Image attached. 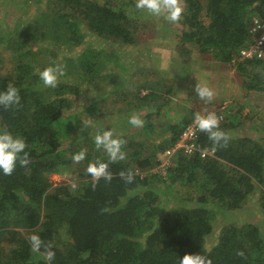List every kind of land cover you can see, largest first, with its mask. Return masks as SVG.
Masks as SVG:
<instances>
[{"label":"trees","instance_id":"trees-1","mask_svg":"<svg viewBox=\"0 0 264 264\" xmlns=\"http://www.w3.org/2000/svg\"><path fill=\"white\" fill-rule=\"evenodd\" d=\"M128 5L135 3L54 0L46 7L43 20L42 16L28 26L18 22L0 36V62L8 57L13 62L12 70L0 77V90L12 84L20 95L19 104L0 106V130L24 137L30 160L25 167L17 164L11 175L0 173V264H47L44 247L40 252L31 250L27 239L31 234L40 235L45 246L52 245L53 264H179L178 258L185 254L204 255L211 264H264V238L254 224L225 226L216 233L218 241L212 239L213 222L219 216L215 212L241 209L259 188L264 209V143L244 135L236 123L237 113L242 112L231 117L230 109L235 111L236 107H229V119L219 125L229 137L226 145L214 149L206 133L198 137V145L213 149L219 161L178 157L167 182L137 175L157 165L158 154L176 142L196 114L189 118L184 110L177 119L167 116L173 111L170 100L176 94V79L188 80L181 60L168 66L166 79L149 81L148 72L154 68H141L138 75L147 78L138 79L143 84L136 87L137 81L135 93L126 104L123 98L127 94L122 95L113 85L114 91L107 96L113 100L102 110L104 115H113L114 111L131 112L130 108H135L134 112L155 109L146 114L141 133L151 137L154 144L158 138L153 135H169L162 145L145 146L135 136L121 138L126 158L109 162L107 152L96 147L88 130L77 134L78 128L66 122L73 106L67 95L77 92L83 80L92 82L102 62L90 50L77 58L73 54L84 40L81 29L117 47H135L145 27H141L142 20L130 16ZM183 6L182 43L192 45L221 66H231L247 43L252 19L264 13V0H183ZM29 44L42 47L27 49ZM51 45L65 49L73 58L63 56L58 61L57 55L51 54L46 64L64 63L65 75L73 85L63 83L62 76L54 88L40 81L38 73L44 69L39 59L47 57L44 53ZM236 75L247 97L264 95V61L238 65ZM154 117V122L148 123ZM156 118L165 122L164 131ZM260 129L264 131V124ZM77 139L85 144V158L73 167L67 155L72 148L73 156L80 152V147L74 149ZM66 141L71 145H63ZM98 160L108 163L110 181H93L87 172L89 163ZM63 169L76 176L71 185L52 182ZM129 172L131 183L126 180ZM73 184L77 186L73 188ZM61 235L66 238L64 242Z\"/></svg>","mask_w":264,"mask_h":264},{"label":"rangeland","instance_id":"rangeland-1","mask_svg":"<svg viewBox=\"0 0 264 264\" xmlns=\"http://www.w3.org/2000/svg\"><path fill=\"white\" fill-rule=\"evenodd\" d=\"M110 1V0H109ZM113 1V0H112ZM121 0H115V3L120 2ZM125 2H131L135 3V0H122ZM50 3H54V0H0V36L3 35V33H6L10 31L18 22L29 25L32 21L38 20L40 17L44 15V11ZM129 13L130 16L133 18H139L143 22H140L141 27H145L144 30V36L139 37L137 44L135 47H117L115 45H112L110 42L106 43L103 39H98L95 37H92L89 35L86 31V29L82 28L81 32L84 34V40L81 44L75 47L73 54H75V57H80L84 51H92V56L95 58L100 59L101 62V68L99 71V74L97 77L94 78V80L91 82L89 80L84 81L83 83L77 85V92L67 95V97L71 100L73 103V106L69 110L68 118L66 122L70 123L71 128L76 129L78 128L77 134H80L84 130H88L87 134H90L92 137L96 136L97 133H102L103 130H112L114 133L115 138H123L127 140L128 138L135 136L137 141H140L147 146L148 144L153 145L154 142L152 141L151 137L143 136L141 133V127H144L146 125V119L145 116L148 112H152L155 109H148L146 111H139L134 112L135 108H130L131 112H123V113H116L114 111L113 115H104L102 114V110L105 107V104L107 102L113 100V97H107L108 94L110 95L111 91L113 90V85L115 86L116 91L118 89H121L120 93H126L127 95L124 96V103H128L131 101V94L134 92V86L139 81L138 79H146V77H141L138 75V71L146 67L154 68L148 73H150L149 81H153L156 78H163L166 79V72L168 65H175V63L172 62V58L169 59V61L163 65V59L162 57L166 56L167 50L172 51V57L174 59H178L181 56V53L185 52H193L191 50H187L184 48H181L179 46H176L177 36L179 35L178 31H182L183 27L180 24V21L177 23H171L165 20L162 16H151L147 13L146 10H138L134 6H129ZM45 16H43L42 20ZM42 20L39 22L42 23ZM43 26V25H42ZM38 27L40 28L41 25L38 23ZM150 31V32H149ZM149 32V33H148ZM175 34H177L175 36ZM45 44V42H44ZM43 44V45H44ZM30 45V44H29ZM42 47V45H35V46H28L27 49H34ZM48 50H45L47 52L46 58L39 59V63L43 66V69L49 67V64L46 59L49 58L51 54L57 55L58 61L63 60L62 57L66 56L68 58H73L67 55L65 52V49L58 48L57 46L51 45V47H48ZM42 49V48H41ZM39 49V50H41ZM196 50V49H195ZM150 52V54L148 53ZM148 53V54H147ZM170 53V54H171ZM4 56V55H1ZM214 62V60L210 59ZM182 61V60H181ZM178 62V61H177ZM216 63V61H215ZM64 66L63 71L64 75L60 78L62 79L63 83H68L69 78L67 75H65V71L67 70V67H65V64L62 63ZM211 67V66H210ZM13 68V62L9 59V57L4 60L3 62H0V77H4L8 74L9 71H11ZM66 69V70H65ZM224 69H226V72H223ZM218 69L215 65L211 67V70L214 72L213 74V81L214 83L221 84L222 88L220 89V92L217 94L215 93V96H222L224 94V91H227V87L231 85V89L233 92H236V87L239 89V96H244L246 94V90L243 89L241 86V80L233 75L231 77L229 75L230 72H228L227 68ZM108 74H113L111 76H108ZM103 77L104 79H102ZM141 77V78H139ZM223 77V78H222ZM109 78V79H107ZM222 78L221 80H219ZM218 79V80H217ZM179 82L178 84H181L180 82H184L183 79H176ZM175 80V81H176ZM140 82V81H139ZM70 85H73V82H69ZM111 83L112 86H106L107 84ZM140 84H143V82H140L136 85V87ZM100 88L102 90H100ZM124 88V90H123ZM146 93H141L142 95H145ZM97 97H100V101L96 100ZM107 97V99H106ZM236 100H238V96H236ZM256 98V99H254ZM258 98V99H257ZM249 99V100H248ZM248 104L251 100V106H250V113L254 116L252 121H255L257 119V116H260L261 118V127L262 124H264V95L254 94V96L251 94L247 97ZM255 102V103H254ZM125 103V104H126ZM237 101L234 102L236 105V109L239 106ZM232 114L234 112H239V110H233ZM184 111V110H183ZM181 110L178 112V116H175V110L169 112L167 114L169 120L170 119H177L181 116L183 113ZM163 112H166L164 110ZM231 113L227 114L230 115ZM137 115L140 117V119L143 121L142 126L140 127H134L129 124V119L131 116ZM233 117V116H231ZM241 114L237 113L236 115V123L239 122L240 126L241 124L245 126L244 123V112L242 113V119H240ZM256 117V119H255ZM258 118V119H259ZM155 117L153 120H150L148 123H153ZM160 124L162 125V128L166 126L164 124L165 122L160 121L159 118H156ZM229 119V117H228ZM252 123L249 119L246 121V123ZM258 120H256V126H257ZM238 124V123H237ZM243 129L242 127H240ZM165 130V127H164ZM163 130V131H164ZM137 131H139L137 133ZM252 131V130H251ZM257 134L255 136V140L260 143H264L261 139H264V131L256 132ZM86 134L87 137H89ZM138 136H137V135ZM168 135V134H167ZM157 137L156 135H153V137L157 139V142L153 146L162 145L169 136H165L164 134L158 133ZM244 136V135H243ZM254 140V141H255ZM71 145V141H66L63 145ZM74 149L80 147V152L84 150L85 148H82L85 146L84 143H82L79 139H77ZM62 145V146H63ZM78 146V147H77ZM152 147V146H150ZM71 153H68V157L73 161V167L76 166V162L73 160V148L70 150ZM76 176L70 174V172L61 170L60 173L56 174L52 178V182L54 184H62V185H71L74 183ZM77 186V185H76ZM175 192L176 187H174ZM257 189V188H256ZM196 192V191H195ZM190 193L191 195L195 194ZM263 191L261 188L257 189L252 195L248 198V202L245 203L243 208L240 210L231 212H215L218 214V221L216 223L213 222V229H214V236L212 237L213 240L218 241V231H220L223 227L229 226L232 224L235 225H243V224H254L255 226L259 227L261 231V236L264 238V209L262 207L263 200L262 198ZM166 205L163 207V210H166ZM169 208V207H168ZM66 240V238H65ZM64 237L61 235L60 241L64 242ZM214 244V243H213ZM211 240L207 242V247L210 248L211 246Z\"/></svg>","mask_w":264,"mask_h":264},{"label":"clouds","instance_id":"clouds-1","mask_svg":"<svg viewBox=\"0 0 264 264\" xmlns=\"http://www.w3.org/2000/svg\"><path fill=\"white\" fill-rule=\"evenodd\" d=\"M135 8L138 10H146L151 16H162L171 23L179 22L184 13L183 0H135ZM38 75L45 87L54 88L57 85L59 77L64 75V71L61 66L54 65L39 71ZM195 93L200 100H204L205 102H210L214 96L210 88L201 87L199 84L195 87ZM19 103V90L15 86L8 84L6 89L0 90V106L7 108L8 106ZM128 122L134 127H140L143 124V121L137 115L131 116ZM219 122L220 117L214 112H208L206 115L196 113L193 119L195 129L208 135V139L212 142L214 149L218 145H226L229 139L227 133L220 129ZM123 143V140L114 138L112 130H103L102 133H97L95 136L96 147H103L108 154L109 162L124 160L126 158L125 153L121 151ZM26 147L24 137L14 135L7 129L0 130V173L6 176L11 175L16 169L17 164L20 167L27 166L30 160L29 153L25 151ZM84 158V151L73 156L74 162L77 163ZM87 172L92 176L93 181H99L101 178L105 181L112 179V173L108 171V163L99 160L95 163H89ZM120 176L125 178V173L121 172ZM132 179V173L129 172L126 180L131 183ZM72 187L75 188L76 185L73 184ZM93 187H95V184H93ZM27 239L33 252H40L41 248L44 247V259L47 264H53L55 252L52 250L51 244L45 246L38 234H31ZM238 254L243 255V253ZM178 259L179 264H211V260L201 254H185Z\"/></svg>","mask_w":264,"mask_h":264},{"label":"crops","instance_id":"crops-1","mask_svg":"<svg viewBox=\"0 0 264 264\" xmlns=\"http://www.w3.org/2000/svg\"><path fill=\"white\" fill-rule=\"evenodd\" d=\"M183 30V29H182ZM179 35L177 36V41H176V46H179L181 48L187 49V50H191L193 52H185V53H181V56L178 59H174L172 56V51H168L167 50V54L166 56L162 57L163 59V65L166 64L170 58H172V62L176 63L179 60H182V62L184 64L181 63V65H184L186 67V70L188 71V77H187V82H180L181 84L176 85V94L174 97H170L172 101V106H173V111L175 110V116L178 114V112H180L181 110H187L188 113V117L190 118L194 113H204V112H211L213 111L216 106H218L219 104L222 103H231L232 102V106L236 107V105L234 104V102L237 101L238 103V107L235 110H239L242 113L244 112V123L246 124L245 126H243L241 124L240 127H242L243 131H244V135L246 134V136L248 135L252 140H255V136L257 133L256 132H261V118H259L260 116H257V119L255 117L256 120H258L257 126H256V120L252 121V117L250 116H254L252 115V113H250V106H251V100L249 105L248 104V100L247 99V95L244 96H239V89L236 87V92H233L231 89V85L229 87H227V91H224V94L222 96H215V93L217 94L218 92H220V89L222 88L221 84L219 83H214L211 82L213 81V71L211 70V67H213V65H215L218 69H220L222 71V69L227 68L229 70H227L229 73V75L231 77H233V75H236V70L233 69V66H221L219 65V63H215V61H211L210 59H212L211 57L207 56V55H201L199 53V51L196 49L195 47H193L190 44H183L181 41V37H182V31H178ZM177 34H175L176 36ZM150 54V52H148ZM147 53V54H148ZM171 53V54H170ZM214 60V59H212ZM170 66V65H168ZM168 66L167 70H168ZM211 66V67H210ZM143 68H148L147 64L146 67ZM223 72H226V69H224ZM223 78V77H222ZM222 78H220L219 80H221ZM218 80V79H217ZM199 84L201 87H208L210 88L213 93V99L210 102H205L204 100H200L199 97L196 95L195 93V87L196 85ZM242 86V84H241ZM244 89V88H243ZM148 92V91H147ZM145 93V92H144ZM134 95V93H132ZM254 96V94H252ZM261 95V94H259ZM236 96H238V100H236ZM256 99V98H254ZM258 99V98H257ZM216 105L214 106L213 104ZM236 103V104H237ZM255 103V102H254ZM144 109V107H143ZM145 111L148 109H144ZM138 113V112H137ZM236 114V112H234L232 114V116H234ZM178 116V115H177ZM252 118V119H250ZM259 118V119H258ZM241 119H242V115H241ZM250 120L252 123H246L247 120ZM154 122V121H153ZM161 124V130H164V127L162 128ZM252 130V131H251ZM249 200L247 199L246 202H248ZM245 202V203H246ZM245 205V204H244ZM243 208V207H242ZM240 210V209H239Z\"/></svg>","mask_w":264,"mask_h":264},{"label":"built area","instance_id":"built-area-1","mask_svg":"<svg viewBox=\"0 0 264 264\" xmlns=\"http://www.w3.org/2000/svg\"><path fill=\"white\" fill-rule=\"evenodd\" d=\"M253 61H264V13L261 16L254 17L248 29L247 43L240 49L231 66L236 70L238 65L248 64ZM229 104H219L213 111L220 117L219 125L227 121L229 115ZM207 114V113H201ZM194 119V117H193ZM193 119L184 127L176 142L165 148L157 156V165L147 171L138 173L142 179L161 178L163 181H168L171 171L176 166L178 157L184 158L198 157L201 160H216L215 151L211 148H201L198 145V137L201 132L195 129Z\"/></svg>","mask_w":264,"mask_h":264}]
</instances>
